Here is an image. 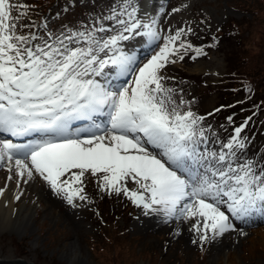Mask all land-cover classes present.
I'll return each instance as SVG.
<instances>
[{
	"label": "snow or ice",
	"instance_id": "snow-or-ice-1",
	"mask_svg": "<svg viewBox=\"0 0 264 264\" xmlns=\"http://www.w3.org/2000/svg\"><path fill=\"white\" fill-rule=\"evenodd\" d=\"M16 7L25 6L0 0V133L34 138L0 139V166L21 179L38 175L69 204L87 199L84 178L91 175L101 190L123 194L145 215L194 220L201 246L237 230L235 221L264 215V162L242 158L241 133L251 117L227 141L214 139L206 117L166 85L163 70L193 47L181 39L184 29L164 36L140 63L121 42L133 34L161 37L157 19L140 20L132 0H118L92 27L49 32L48 39L18 33L25 12L13 16ZM112 77L131 78L118 84ZM98 114L108 116L107 125L96 122ZM76 121L91 123L73 128Z\"/></svg>",
	"mask_w": 264,
	"mask_h": 264
},
{
	"label": "rangeland",
	"instance_id": "rangeland-1",
	"mask_svg": "<svg viewBox=\"0 0 264 264\" xmlns=\"http://www.w3.org/2000/svg\"><path fill=\"white\" fill-rule=\"evenodd\" d=\"M28 1L31 3V0H11L17 6L42 9V6H30ZM42 1L47 2L45 5L54 1L58 3L50 6L51 12H45L44 21L38 23L37 27L29 15H23L17 24L18 33L27 30L21 25H29V32L37 30L38 36L48 39L49 32L59 35L67 29L92 27L97 24L98 18L109 15L111 8L118 5V0H72L74 4L67 0ZM139 2L134 0L137 9L140 8ZM163 7L165 11L161 13L163 19H159L158 29L161 22L169 21L175 27L168 35L174 34L177 29H184L183 41H194L199 45L209 41L210 45L213 44L211 53L204 60L191 61L192 56L188 57V53L182 60L173 57L175 63H169L163 70V75L168 78L166 85L174 89L177 99L182 96L191 101L192 109L206 117L204 123L211 125L214 139L226 141L229 136L225 139L222 119L216 117L218 112H212L213 108L229 93L232 100L242 97L241 92L227 91V85L242 89L244 82L253 99H264V0H168ZM174 8L179 11L173 12ZM22 9L13 8L12 15L17 16ZM160 10H163L162 7L157 9ZM147 14L145 9L144 17ZM137 17H140L138 10ZM144 17L140 18L145 20ZM104 23L119 30L115 21ZM189 28L190 32L187 31ZM160 32L158 50L165 36ZM134 45L133 41L124 48L130 49ZM145 61L146 58L140 63ZM229 76L232 78L231 85L228 81L226 83ZM123 78L125 82L131 77ZM219 108H222L219 114L224 115L226 111V118L236 113L229 101L220 104ZM261 115L263 124L260 129L263 130L264 102L254 117L259 119ZM106 120L107 117L100 123L104 125ZM263 133H259L256 140H263ZM251 142L246 141V154L243 157H248ZM20 179L14 168L12 172L8 166L4 170L0 168V190H3L0 209H8L11 202L21 205L17 219L24 218L26 221L25 228L16 225L14 229H10L5 221H0V258H23L33 264H223L221 259L226 260L229 250L233 251L231 247L228 248L229 244H234L228 237L229 233L210 239L201 246L197 233L191 234L183 226L186 221L194 220L184 219L183 225L176 229L159 230L148 220L149 216L145 215L142 207L136 206L123 194H108L101 190L97 178L91 175L84 178L86 200L77 198L73 204H69L63 195L56 194L60 204L46 211V200L42 195L32 203L21 201L19 196L24 187ZM29 182L35 185V178ZM47 187L52 191L48 184ZM128 187L135 189L136 185L130 182ZM11 209L12 214L14 211ZM5 211L8 214L9 211ZM241 229L237 228L238 231ZM235 235L231 233L232 239ZM236 248L240 249L237 243ZM257 259L250 264H264L263 254Z\"/></svg>",
	"mask_w": 264,
	"mask_h": 264
},
{
	"label": "bare ground",
	"instance_id": "bare-ground-1",
	"mask_svg": "<svg viewBox=\"0 0 264 264\" xmlns=\"http://www.w3.org/2000/svg\"><path fill=\"white\" fill-rule=\"evenodd\" d=\"M147 16L149 17L148 14ZM139 19L146 23V21L143 18L139 17ZM174 27L175 25L173 23L166 21L160 23L159 30L162 31L165 36H167L168 33H170L172 29H174ZM140 31H144V30L141 29ZM140 37H145V36H138L133 34L129 40L122 41L121 46L126 47L127 44L130 45V43H132L133 41L135 42V40ZM156 51H158V49ZM94 118H96V116ZM74 124H73V128H75ZM24 138L25 140L21 143H25L28 140L33 139L34 137L29 136ZM19 142H20L19 140L14 141V143H19ZM6 167L7 164L0 166V168L3 170L6 169ZM34 178H35V185L28 184L30 179L29 180H26V178L20 179V184L24 187V191L21 188L22 193L19 196L21 197V201L32 203L33 200L34 201L38 200V198L40 197L39 195H42L44 200H46V206L44 211H46L47 208L58 206L60 204L59 197H57L56 194H54L52 191L47 189L48 188L47 184L44 183L45 181L41 177L35 175ZM25 180L27 182H25ZM10 208H13V210L11 209L12 212L14 211L12 214L9 211ZM20 209H21V205L11 202L10 207L8 209L5 207H3L2 210L0 209V221L1 222L5 221L4 223L10 229H14L16 225L23 226L25 228L26 225L25 219L24 218L17 219L18 212L20 211ZM5 210L9 211L8 214H6L7 212ZM144 211L146 210L144 209ZM148 220L153 222V225H155L154 227H158L159 230L173 229V228L176 229L178 226H181V224L183 225V223L185 222L184 218L181 220H179V218L169 219L165 217L162 213H151L149 214ZM194 222L195 221L192 222L186 221L185 224L183 225L184 229L185 230L187 229V231L191 234L195 233V231L191 227ZM262 222H264V215L261 214H253L244 221H235L237 228H242L241 230L244 234H242L241 231L238 230L228 232L229 233L228 237L234 243V244L232 243L229 244L228 248L231 247L233 251L229 250V253L226 255L227 256L226 260H224L223 258L221 259V262L223 264H250L251 262L258 260L257 258L260 257L262 254L264 255V223ZM231 233L232 234L236 233L233 239ZM236 243L238 244L240 249L236 248Z\"/></svg>",
	"mask_w": 264,
	"mask_h": 264
},
{
	"label": "trees",
	"instance_id": "trees-1",
	"mask_svg": "<svg viewBox=\"0 0 264 264\" xmlns=\"http://www.w3.org/2000/svg\"><path fill=\"white\" fill-rule=\"evenodd\" d=\"M37 1H40V0H31V4H37L36 3ZM24 11L26 10H23V12ZM239 44L240 46H242V41H240ZM203 45L205 47L209 46V48H211L213 44L210 45L209 41H205ZM203 45H201L200 48H202ZM230 74L236 75L234 73H230ZM230 76L228 77V82H230V85H231L232 78ZM242 86H243L242 89H240L236 86L227 85L226 87L227 91L231 90V91L241 92L242 97L239 100H232L230 97V93H229L228 95L224 96L223 101L224 102L229 101L230 107L236 111L235 117L237 119L236 121L237 122L239 121L238 126L243 124L246 119L251 117V119L248 121L247 126L244 128L243 132L241 133V136L246 138V141H251L253 137L257 138L259 135V131L257 129L258 124L255 125V121H257L258 118H255L254 115H257L259 113V106L262 105V103L264 102V99L262 98L253 99V97L251 96L252 95L251 91L247 88L246 85H244V82L242 83ZM251 158L255 160L257 159L254 154L252 155Z\"/></svg>",
	"mask_w": 264,
	"mask_h": 264
},
{
	"label": "water",
	"instance_id": "water-1",
	"mask_svg": "<svg viewBox=\"0 0 264 264\" xmlns=\"http://www.w3.org/2000/svg\"><path fill=\"white\" fill-rule=\"evenodd\" d=\"M0 264H33V263H29L23 258H19V259H15V258H8V259L0 258Z\"/></svg>",
	"mask_w": 264,
	"mask_h": 264
}]
</instances>
